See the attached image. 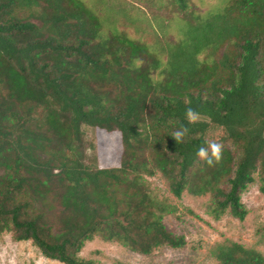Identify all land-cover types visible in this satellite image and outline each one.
I'll list each match as a JSON object with an SVG mask.
<instances>
[{"label":"trees","instance_id":"16d2710c","mask_svg":"<svg viewBox=\"0 0 264 264\" xmlns=\"http://www.w3.org/2000/svg\"><path fill=\"white\" fill-rule=\"evenodd\" d=\"M157 173L178 198L209 195L215 219H245L251 183L264 194V0L191 12L178 38L153 44L85 0H0V236L63 264H94L80 252L96 237L143 254L183 247L163 221L175 205L146 184ZM211 251L218 264H264L231 238Z\"/></svg>","mask_w":264,"mask_h":264},{"label":"rangeland","instance_id":"374dc122","mask_svg":"<svg viewBox=\"0 0 264 264\" xmlns=\"http://www.w3.org/2000/svg\"><path fill=\"white\" fill-rule=\"evenodd\" d=\"M103 18L132 37L153 44L157 38L174 40L181 35L191 12L215 11L222 0H189L187 12L171 0H85ZM89 139H95L92 128H87ZM98 138V137H97ZM100 164L112 162V151L105 149L98 139ZM90 152V150H89ZM146 184L158 195L169 197L176 210L163 221L169 230L184 235L186 244L172 248L163 246L151 254H143L117 241L96 237L87 241L80 254L94 264H218L212 248L226 238L237 240L264 254V194L259 182L249 185L242 195L248 209L245 219L227 213L215 219L207 211L209 195L194 196L188 192L178 198L171 194L168 180L161 173L145 177ZM0 264H63L48 258L30 240H16L12 232L0 236Z\"/></svg>","mask_w":264,"mask_h":264},{"label":"clouds","instance_id":"9594fccd","mask_svg":"<svg viewBox=\"0 0 264 264\" xmlns=\"http://www.w3.org/2000/svg\"><path fill=\"white\" fill-rule=\"evenodd\" d=\"M140 65L137 64L136 67H139ZM186 118L189 120V122H195L196 118H197V114L194 112L193 109L188 108L186 110ZM187 131V129L185 128L183 131H177L173 134V138L175 141L180 142L182 140L183 135L185 134V132ZM212 151H213V156L215 157V162H219L220 156H221V146L219 144H213L212 145ZM197 155L201 158H205L206 162L209 165H212L214 163L213 159L208 158L207 157V151L205 148L201 147L198 152Z\"/></svg>","mask_w":264,"mask_h":264}]
</instances>
